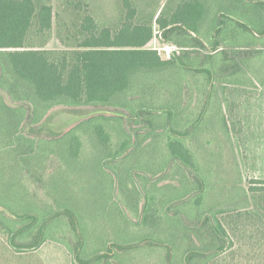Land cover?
Returning <instances> with one entry per match:
<instances>
[{
  "label": "trees",
  "instance_id": "1",
  "mask_svg": "<svg viewBox=\"0 0 264 264\" xmlns=\"http://www.w3.org/2000/svg\"><path fill=\"white\" fill-rule=\"evenodd\" d=\"M61 1L0 0V201L65 198L44 219L1 215L0 235L18 252L54 239L73 264H131L137 253L136 264L242 263L233 236L241 218L245 235L257 220L264 228V180L244 181L235 123L222 115L236 105L219 101L221 86L205 96L212 79L264 84V0H166L150 15L123 0L115 23ZM60 107L104 110L58 135L45 121ZM95 118L105 121L91 141L81 130ZM89 191L98 210L70 209ZM50 221L64 227L51 234ZM31 225L44 239L13 243Z\"/></svg>",
  "mask_w": 264,
  "mask_h": 264
},
{
  "label": "rangeland",
  "instance_id": "2",
  "mask_svg": "<svg viewBox=\"0 0 264 264\" xmlns=\"http://www.w3.org/2000/svg\"><path fill=\"white\" fill-rule=\"evenodd\" d=\"M46 4L51 5H60L61 0H44ZM87 3H89L93 10H94V16L98 19H100L102 22L106 23H115L116 19L115 17L120 12L123 0H84ZM138 6L142 9H146V13L150 15L153 12H156L159 7H161V3L166 2V0H133ZM208 4L210 5L211 0H207ZM166 51V56L170 58L172 50L171 49H164ZM170 55H168L169 53ZM260 67V69H263L264 64L263 62H260V64L257 65ZM233 90L232 96L233 102L236 105V109L233 110L232 114V120L235 123L236 128V138H234L235 144L239 146V154H240V161H241V170L244 175V181L247 186L250 185V183L254 179L264 180V84L263 85H256V86H246L241 87ZM8 103H10V100L7 99ZM97 110L99 112H103V108H94V107H77V108H71V109H65V108H56L52 113L51 117L48 119L47 122H49L48 125H50V130L53 132L59 134L66 133L69 129H71L73 126H75L78 122L83 120L86 116H90L92 114L91 112L93 110ZM68 118H66V116ZM235 116V117H233ZM55 119V124H54ZM65 121V122H64ZM101 120L100 118L92 119V123H89V125H83L85 126L81 131L85 132L88 128L89 131V137L91 141H97V139H100L99 136V124ZM54 124V125H53ZM212 125V122L210 123ZM104 127H106L104 125ZM223 129V128H222ZM96 130L98 132H96ZM205 131V129L203 130ZM107 132V131H106ZM200 134H202L201 129L199 130ZM110 138L112 135H109ZM64 144V143H63ZM105 152V151H100ZM140 153V151L138 152ZM137 153V154H138ZM130 161L134 162V158H132ZM5 162L8 163V159H0V167L1 163ZM7 165V164H6ZM68 182V181H67ZM94 182L93 180L87 181V183L92 184ZM95 183V182H94ZM110 185H105V190L110 189ZM91 195L94 193L92 191L87 192ZM15 194L18 196L19 192H15ZM60 192H55V196H60ZM96 197L91 196L89 201L82 205V202H80L79 199H72L71 207H75L76 209L80 210V214L83 212H86L85 207H88L89 204L95 205L94 207L98 210L97 207V199ZM57 199H60L59 201H64V197H49L48 200L44 198H38L36 197H28L23 196L22 198H19V200L15 201L12 198L6 200L5 202L0 201V217L1 215L6 216H13L14 218H18V216L21 215H28L29 213L38 212L41 210L42 212V218H46L48 214L53 215L57 212L59 213L60 210L64 208V206L61 204V202H58L56 207L53 204L50 206V203H55V201H58ZM12 205V206H11ZM47 209V210H46ZM49 209V210H48ZM83 209V210H82ZM51 210V211H50ZM56 211V212H55ZM241 223H239L241 227V232L237 234V236H233L236 247H241V252H238L235 257L237 258L236 261H241L240 264H247L246 262H243L248 254L249 251H252V253L258 252L254 258L253 262L251 264H264V228L259 225L258 220L257 222H254L253 230L249 229L245 235V222L241 218ZM28 221V220H27ZM232 219L227 220L226 226L230 229L232 227ZM29 223V222H26ZM26 223H20L16 222L15 224H20V227H24L28 224ZM38 226L40 223H36ZM41 226L43 224L41 223ZM58 227L62 228L64 225L58 224L57 222H51L49 224L50 233H55ZM66 227V226H65ZM70 228V227H69ZM77 229L84 234L85 238L88 236V230H86V227L84 225H81V223H78ZM243 229V230H242ZM82 230V231H81ZM34 236L31 237L30 234ZM254 233L253 235V248L249 249L247 246L249 244V238L250 235ZM233 235V234H232ZM44 234L40 233L39 230L35 229V226L31 229L26 230L25 234H22L17 239L15 238L13 240V243L22 242V243H30L33 240L39 242L40 240L44 239ZM49 242L46 243L47 245L43 249H39L36 251L28 250L27 252H18L13 249L10 245H8L7 242L0 239V264H72L73 255H69L68 252L65 249V245L62 243H59L58 241L48 240ZM239 249V250H240ZM84 251L88 253L89 249L84 248ZM136 256H134L130 261L131 264H136L137 262L145 261L144 257L145 254L137 253ZM228 255V254H227ZM90 257V256H87ZM234 257V256H233ZM231 257V258H233ZM92 258V257H91Z\"/></svg>",
  "mask_w": 264,
  "mask_h": 264
},
{
  "label": "crops",
  "instance_id": "3",
  "mask_svg": "<svg viewBox=\"0 0 264 264\" xmlns=\"http://www.w3.org/2000/svg\"><path fill=\"white\" fill-rule=\"evenodd\" d=\"M182 0H178V2H181ZM249 2V1H248ZM255 2V1H254ZM246 4H248V3H246ZM231 50V49H230ZM256 83V85H258L259 84V82L258 81H256L255 82ZM207 85H211L210 87H209V94H208V96H205V99H207V100H210V98L211 97H213V96H215L216 94H213L212 96H211V92H212V88H213V85H216V87L218 86H221V88H219L220 89V91H219V93H218V95H217V97H218V99H219V101H221L222 103H226V102H229V103H233V102H235V101H233V99H232V96H234L233 95V90H231L232 88H234V90H236L235 88V86H233V85H231V84H229V83H227V82H224V83H222V84H220V83H218V82H216L214 79H212V81L210 82V83H208ZM206 85V86H207ZM261 85V84H260ZM239 88V87H238ZM230 94H232V96L230 95ZM202 97V100H203V95L201 96ZM217 110V109H216ZM54 111V110H53ZM53 111H51L50 112V114H49V116L47 117V119H46V123L47 124H49V122H47L48 121V119L51 117V113L53 112ZM215 110H213V111H211V112H214ZM222 115L224 116V117H226L227 119H229V118H231L232 119V115L230 116V114H229V112L226 110V106L224 107V109H223V112H222ZM66 116V118H68V116L67 115H65ZM233 117H235V116H233ZM86 118V117H85ZM84 118V119H85ZM215 118V117H214ZM214 118H213V120H214ZM83 119V120H84ZM82 121V120H81ZM80 121V122H81ZM232 120H230L229 119V127L232 129V122H231ZM65 122V121H64ZM79 123V122H78ZM77 123V124H78ZM54 124H55V119H54ZM53 124V125H54ZM76 124V125H77ZM75 125V126H76ZM75 126H73L72 128H74ZM49 128H50V125H49ZM71 128V129H72ZM71 129H69L68 131H70ZM67 131V132H68ZM66 132V133H67ZM64 134V133H63ZM161 175V174H160ZM160 175H159V177H160ZM158 177V178H159ZM115 180H116V193H117V190H118V178H117V176H115ZM40 190V189H39ZM23 227V226H22ZM0 239L1 240H3V241H5V242H7L8 243V245H10V243H9V241L6 239V238H4L3 236H1L0 235ZM49 241H47L46 243H48ZM46 243H44V244H42L41 246H39L38 248H36L35 250H32V251H36V250H39V249H43L47 244ZM66 249V248H65ZM67 251V250H66ZM68 252V251H67ZM68 254L70 255V253L68 252ZM71 259H72V264L74 263V258L73 257H71Z\"/></svg>",
  "mask_w": 264,
  "mask_h": 264
},
{
  "label": "built area",
  "instance_id": "4",
  "mask_svg": "<svg viewBox=\"0 0 264 264\" xmlns=\"http://www.w3.org/2000/svg\"><path fill=\"white\" fill-rule=\"evenodd\" d=\"M168 53H169V51H168ZM168 55H170V53Z\"/></svg>",
  "mask_w": 264,
  "mask_h": 264
}]
</instances>
